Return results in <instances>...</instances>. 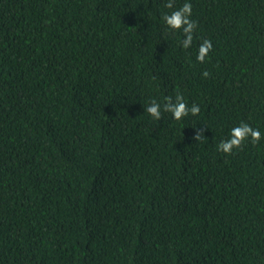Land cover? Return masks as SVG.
<instances>
[{
	"label": "trees",
	"instance_id": "16d2710c",
	"mask_svg": "<svg viewBox=\"0 0 264 264\" xmlns=\"http://www.w3.org/2000/svg\"><path fill=\"white\" fill-rule=\"evenodd\" d=\"M0 264H264V0H0Z\"/></svg>",
	"mask_w": 264,
	"mask_h": 264
}]
</instances>
